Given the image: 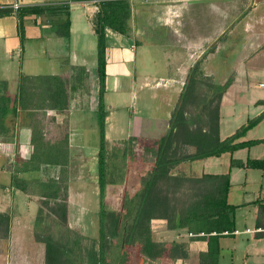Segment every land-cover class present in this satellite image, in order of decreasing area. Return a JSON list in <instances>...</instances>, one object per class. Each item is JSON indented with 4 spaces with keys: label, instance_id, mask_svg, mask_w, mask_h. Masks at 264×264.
<instances>
[{
    "label": "crops",
    "instance_id": "1",
    "mask_svg": "<svg viewBox=\"0 0 264 264\" xmlns=\"http://www.w3.org/2000/svg\"><path fill=\"white\" fill-rule=\"evenodd\" d=\"M99 1L0 0V10L6 12L0 17V94L4 92L13 98L20 76L68 77L77 68H83L87 76L86 83L75 91L78 94L81 90L85 92L81 94L88 97V109L84 98L76 96L73 91L66 112L45 113L49 126H65L67 129L68 162L65 169L44 166L35 172L39 177H29L32 173L17 175L18 179L24 181L65 179L66 223L68 229L78 235H82L85 228L83 219L89 211V200L94 204L90 214L94 222L97 220L94 201L99 196L96 184L99 124L97 95H92L97 93L94 84L96 52L91 53V50L95 40L94 22ZM127 1L130 6L127 33L120 35L106 30L104 37L103 135L105 151L115 147L117 153L122 150V146L128 145L130 139L137 142L136 146L143 152L166 133L170 112L177 102L187 72L194 64H198L204 75L214 76L215 71L209 68L208 62L219 54V35L227 26L241 20L225 6L232 0ZM13 4L18 6L16 11L11 9ZM55 7L67 8V13L46 11ZM184 9L185 15L181 16ZM192 11L193 16L188 15ZM173 13L177 15H171ZM65 21L68 22L67 38L63 37L61 28ZM255 21L258 22L256 17ZM240 23L243 47L245 43L248 45L254 42L256 36L249 34L253 26L250 19L245 18ZM148 29H158L167 41V45L161 46L148 44L147 50H143L141 64L156 67L151 75L137 72L131 65L136 48L143 46L140 36ZM154 49H157L160 59L149 57V50ZM232 72L236 74L237 68ZM163 81L167 83L162 84ZM235 82L234 79L229 88L234 87ZM251 87H256L255 83ZM160 88L169 93L177 89L171 107L168 100L163 98L165 92L164 96L163 93L153 92ZM143 90L148 91L146 94L150 103L159 102V106L143 105L142 108L130 109L126 118L124 111L128 109V95L133 97L137 91ZM227 95L226 92L222 96L220 106ZM258 101L264 104L263 99ZM220 106L217 123L218 138L221 141L232 133L224 135L223 129L227 122L221 117ZM159 109L161 113L157 115ZM92 113H95V121L91 123ZM9 120L7 116L5 125L13 135L12 143L0 140V216L8 218L7 236L5 239L0 238V264H43V246L32 239L34 216L39 208L38 198L26 195L14 187L11 173L6 170L8 166L15 168L16 160L26 161L29 157L31 148L27 119L24 113L17 112L10 124L7 123ZM251 130L239 141H252L245 140ZM252 148L256 146L232 154L182 162L170 171L171 176L183 175L186 178H199L206 174L228 176L226 204L236 208L235 228L229 234L223 233V237L218 240L216 264H264V149L254 154L251 153ZM186 149L189 153L193 152L190 146H186ZM146 159L143 162L140 158L132 170L120 176L117 184L122 187L125 185L124 189L133 193L140 177L151 166L150 156ZM259 161H262V165L258 168L255 162ZM131 183L132 188H127V184ZM72 205L78 209L76 225L71 220ZM149 228L155 242L185 240L187 255L184 259L171 261L165 258L137 260V264H205L204 259H199L200 255L207 253V241L201 234L192 236L184 235L182 231H167L164 220H151Z\"/></svg>",
    "mask_w": 264,
    "mask_h": 264
},
{
    "label": "trees",
    "instance_id": "2",
    "mask_svg": "<svg viewBox=\"0 0 264 264\" xmlns=\"http://www.w3.org/2000/svg\"><path fill=\"white\" fill-rule=\"evenodd\" d=\"M52 13H67V8H48ZM6 14L0 10V17ZM130 6L127 0H100L95 15V80L97 87L96 112L98 114L97 186L99 202L106 184V151L103 135L102 94L104 89V37L106 30L120 35L127 33ZM61 28L68 36V22ZM198 64L186 74L178 99L172 108L166 133L144 149L151 157L149 170L140 177L133 193L126 191L117 212L104 210L99 203L97 240L83 238L66 226V180H21L18 174L35 173L44 166L65 169L68 162V140L65 126H49L45 113H64L70 95L86 83L83 68L73 69L72 76H20L13 98L0 94V140L12 143L13 135L5 125L10 114L24 113L29 129L31 148L26 161L16 160V167H6L11 173L12 185L26 195L38 198L41 209L54 217L63 228L62 234L53 237L45 231L32 232L33 242L43 246V264H137V260H168L186 258L185 240L170 243L155 242L149 228L151 220H164L167 231H182L184 235L201 234L207 241V253L199 256L205 264H216L217 243L223 233H231L235 207L226 204L227 175H202L186 178L171 176L170 171L182 162H191L262 144L263 140L240 142L245 133L253 129L264 112L247 120L231 136L217 138V120L221 97L231 84H215L209 77L199 76ZM204 84L205 89L200 88ZM186 146L193 148L185 153ZM124 150H115L114 156L125 159ZM120 152V153H119ZM247 163V160H246ZM258 168L262 161L255 162ZM121 179V178H120ZM120 181V180H119ZM111 184L114 182H110ZM164 190V191H163ZM195 191V192H194ZM39 211V210H38ZM41 215L34 221L39 222ZM8 218L0 216V238L5 239ZM201 264V263H200Z\"/></svg>",
    "mask_w": 264,
    "mask_h": 264
},
{
    "label": "rangeland",
    "instance_id": "3",
    "mask_svg": "<svg viewBox=\"0 0 264 264\" xmlns=\"http://www.w3.org/2000/svg\"><path fill=\"white\" fill-rule=\"evenodd\" d=\"M225 6L229 7L228 9L231 10L230 12L233 13L235 12L234 15H236L237 19H239L240 17L241 19L240 22H242V20L245 18L250 19L253 26L249 30V32L252 33L249 34L250 36H252L253 34H254L253 36H256L254 42H250L251 44L250 43L248 44L249 46L247 45V43H245V45L242 47L244 40H242V34L240 33L241 23L238 22L234 24L233 22L232 24H230L225 28V31L222 33V35H219L218 41L221 43L219 54L211 58L208 62L209 68L215 71L214 76L204 75V73L201 72L200 70V66H197L199 70L198 71L199 76L209 77L212 83L223 84L227 79L231 78V84H232V81H234V79L236 80V82L234 83L235 85L234 87L229 88L231 86L230 84L229 87L226 89L228 95L225 101H223L224 103L221 106L219 103L220 106L219 112L221 114V117L223 119H226L227 122V125L223 129L224 135H227L228 133H232V134L235 133L241 126H243L246 123L247 120L255 118L259 114L264 112V104H262L261 101H258L260 99L264 100V0H232L230 4L226 3ZM183 14L185 15V9L181 11V16H183ZM171 15H177V14L173 13ZM188 15L193 16V11L192 14L189 13ZM255 17L258 22L255 21ZM197 18H199V16ZM140 39L143 43V46L140 47L138 46L136 48L134 53V62L131 65L133 69L135 68L137 70V72L148 73L151 75L156 70V67L155 66L148 67V65H146L145 63L144 65L141 64L142 61L141 59L143 58L144 55L143 50H147L148 46L146 45L148 44L153 45L154 43L155 45L160 44L161 46L166 44L167 41L165 42L164 36H162L161 32L158 29L144 30L142 36H140ZM156 50L157 49L149 50V57H154V59H160L158 57L159 54L157 55L158 52ZM210 50L211 47L209 46L208 51ZM91 53H95V40H93V47ZM238 61H240V64H237ZM236 68H237V73L234 74L232 70L233 69L235 70ZM184 81L185 80H183V83ZM166 83H167L166 81L162 82V84H166ZM254 83L256 87H251ZM94 84L96 86V80H94ZM199 86L202 90L205 89L204 84H200ZM80 92L83 94L85 93L82 90ZM147 92L148 91H144V90L137 91L133 97L128 95L127 105H126L128 109L124 111L125 112L124 115L126 116V118L128 117L127 115L129 114L130 109H135L136 107L142 108L143 105L152 106L158 104L159 106V102L158 103L151 102L152 104L150 103L148 95L146 94ZM153 92L155 94L165 92L166 95L164 96L163 93L164 96L163 98L164 99L166 98L168 100V104L171 107L173 101L175 100L173 94L177 92V89L174 90L173 93H169V91H165L164 89L161 88L156 89ZM78 93L79 92H76L75 95L84 98L85 107L87 108L89 106L87 105L88 97H86L81 93L80 94ZM92 95L95 96L97 95V93L96 92L94 94L92 93ZM158 111L159 113L157 115L161 113L160 109ZM227 114H231L232 116H229ZM90 116L92 123L93 121H95L94 119L95 113H92ZM14 117H15L14 115L10 114L9 119L11 120H9L7 123L10 124L13 121ZM217 135H218V131H217ZM261 137H264L263 119L255 126V128H253V130H251V132L247 135L245 140H254V139H259ZM136 145L137 142L131 141L130 139L128 141V145L122 146V150H124V148L126 149V151L124 152L126 157L124 161H122V163L120 162V159L114 156L115 147L107 149L106 151L107 175L105 180L107 183H110L111 181L114 183L106 184L103 187L101 192L100 202H99V196L98 199L94 201L96 206L97 217H98L99 203L101 204V207L104 210H108V211L116 210V212L119 210L123 194L127 191L124 189L126 188L125 185L124 187H122V185L117 184L118 181L120 180V176L122 177L124 174L128 173L130 169L132 170L140 158L143 159V162L147 160L146 158H148L149 154L144 151L142 152L141 148H138ZM263 149L264 146L262 144L256 145V148H252L251 153L254 154L258 152L260 153L263 152ZM184 152L189 153V150L185 149ZM29 177H39V174L32 173L31 175H29ZM96 184H97V175H96ZM127 185H128L127 188L129 187V189H131L133 186L132 183ZM88 203H90V207L88 208L89 211L83 219L85 228L84 230H82L83 234L82 235L79 234V235L82 236L83 238L96 241L98 237L97 220L95 219L96 221L94 222L93 215L90 214L92 211L91 207L94 204H92V200H89ZM86 205L88 204L86 203ZM38 210L35 213L34 220L36 219V215L37 214L39 215V213L41 215V219L39 222L33 221L32 230L45 231L50 235H52L54 238L62 234L63 228L56 223L54 217L47 211V207L44 208V206H42V208L41 209L38 208ZM77 213H78V209L75 208L74 205H72L71 220H72V224L74 225L77 224L79 219L76 216ZM94 224H95V228H94ZM66 226L68 228L67 223Z\"/></svg>",
    "mask_w": 264,
    "mask_h": 264
},
{
    "label": "built area",
    "instance_id": "4",
    "mask_svg": "<svg viewBox=\"0 0 264 264\" xmlns=\"http://www.w3.org/2000/svg\"><path fill=\"white\" fill-rule=\"evenodd\" d=\"M11 9L16 11L18 9V6L16 4H13Z\"/></svg>",
    "mask_w": 264,
    "mask_h": 264
}]
</instances>
